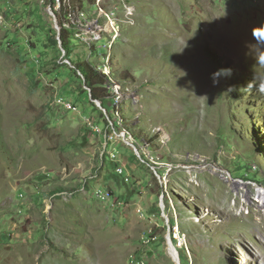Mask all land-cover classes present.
<instances>
[{
    "label": "rangeland",
    "instance_id": "1",
    "mask_svg": "<svg viewBox=\"0 0 264 264\" xmlns=\"http://www.w3.org/2000/svg\"><path fill=\"white\" fill-rule=\"evenodd\" d=\"M52 1L0 0V264H177L168 236L184 264H264V0H105L135 9L99 49L139 95L121 130L81 88L86 44L44 46Z\"/></svg>",
    "mask_w": 264,
    "mask_h": 264
},
{
    "label": "bare ground",
    "instance_id": "2",
    "mask_svg": "<svg viewBox=\"0 0 264 264\" xmlns=\"http://www.w3.org/2000/svg\"><path fill=\"white\" fill-rule=\"evenodd\" d=\"M104 1L105 0H53L50 6V10L53 16L56 17L55 13H57V16L60 17L59 20L56 17V24L58 29H60L58 23L62 22L63 27L74 32L73 36L76 39L89 46L90 51L87 56V60L89 62L92 61L91 59L93 57L96 58V56L98 57V60L100 59V65H96L95 63V68L103 73L106 77V88L112 94V100L116 107V117L119 120V124L123 125V118H121L120 110L123 100L125 99L126 95L130 96V92H133L132 94L135 97L132 98H134V100H137L139 95H137L138 92H134L135 90L131 91V89H127L125 86L123 87L121 82L116 79L115 73L113 69L111 70L109 64L112 56L110 55V53H107L105 54L103 60V57L99 54V49L101 48L103 43H105L104 41H106V45H104L105 48L110 50L111 46L113 47V45L119 40L121 25L123 23H134L135 9L129 3H125V6H123L124 8H122V17L120 18L117 14L118 10L114 9L115 18H113V11H111L110 8H104ZM94 6H96V9H93ZM116 27L118 29L117 32ZM122 135L135 149L140 158L141 156H144L146 162H148L147 158L150 160L151 157L152 162L155 164H159L160 166L161 164L168 166L171 165L169 164V162H158L159 157L155 158L152 155V150L149 147L148 141L137 140L135 136L128 130H123ZM171 249L173 255L176 258L179 257V252L176 247L174 248L171 246Z\"/></svg>",
    "mask_w": 264,
    "mask_h": 264
},
{
    "label": "trees",
    "instance_id": "3",
    "mask_svg": "<svg viewBox=\"0 0 264 264\" xmlns=\"http://www.w3.org/2000/svg\"><path fill=\"white\" fill-rule=\"evenodd\" d=\"M61 40H62V46L63 49L67 52L66 56L64 59H69L71 60V55H72V48H71V42L73 40V37L70 36V32L67 31V29H63L61 33ZM48 49L56 48L58 51H60V55H62V50H60V41L58 40V32L52 28L50 35L48 36L47 42L45 45ZM75 72L78 74L79 72H82L84 74V78L80 76L81 81H82V86L81 88L83 89V92L86 91L84 88L87 86L91 90L92 98L94 100H102L103 104L106 105V100H107V93L104 88L105 85V78L102 76L99 71L95 70V67H93L92 64H89L84 61H79L75 64ZM109 92V90H108ZM109 94H111L109 92ZM109 100H107L108 102ZM115 127L117 129H120V126L117 122ZM91 131L90 129H88ZM122 174L124 171L121 172ZM61 190V189H60ZM155 231V230H154ZM153 237H155L156 233H154ZM181 259H182V264H184V259L185 257L181 254Z\"/></svg>",
    "mask_w": 264,
    "mask_h": 264
},
{
    "label": "clouds",
    "instance_id": "4",
    "mask_svg": "<svg viewBox=\"0 0 264 264\" xmlns=\"http://www.w3.org/2000/svg\"><path fill=\"white\" fill-rule=\"evenodd\" d=\"M103 6H104V8H106V9H108L106 6H105V3L103 4ZM56 22V21H55ZM59 24V26H60V29H58L57 28V24H56V28H57V30H58V40L60 41V46L62 47V50H64L63 49V46H62V40H61V33H62V31H63V29H67V28H65V27H63V23L61 22V23H58ZM123 24H127V25H134L135 24V20H134V23L133 24H129V23H123ZM122 24V25H123ZM122 25H121V27H122ZM261 27H264V24H262V25H260ZM69 32H70V36H72L73 37V40L74 41H76V38L73 36L74 35V32L73 31H71L70 29H67ZM260 35H264V33H260ZM81 43V42H80ZM83 44V43H82ZM83 45H85V44H83ZM84 49H86V54H88V49H87V45H85V48ZM65 51V50H64ZM66 52V51H65ZM68 60V62H70V60L69 59H67ZM259 60H260V63H264V56H261L260 58H259ZM84 62H87V63H89V64H92L93 65V67H95V63H93V61H88L87 59H85L84 60ZM74 68H76V66H74ZM96 69V68H95ZM97 70V69H96ZM97 71H99V70H97ZM99 73L101 74V75H103L104 76V78H105V85H104V88H105V90H106V93H107V100H109V104L111 105V106H113V108H114V110H115V113H114V119H115V122H117L118 124H119V120H118V118L116 117V107H115V105H114V102H113V100H112V98H111V95L109 94V92H108V89L106 88V77H105V75L103 74V73H101L100 71H99ZM115 73V72H114ZM232 74H233V69L232 68H219V69H217L216 71H214V72H212V73H210V80H211V82H212V86L213 87H216V86H218L219 85V83H220V79L221 78H230L231 76H232ZM78 75L79 76H81V77H83L84 78V74L82 73V72H79L78 73ZM85 88H87V86H85ZM87 89H89V88H87ZM90 90V89H89ZM262 90H264V89H262ZM91 91V90H90ZM91 96H92V94H91ZM94 100V99H93ZM95 101V103L97 104V102L100 104H97L104 112H106V114L109 112L110 113V111L108 110V108L106 107V105H104L103 104V101L102 100H94ZM124 106V105H123ZM124 108H125V106H124ZM121 111H122V113H123V115H124V118L127 120V117H126V115L124 114V112H123V110L121 109ZM109 116H111L112 117V115L110 114ZM109 118V117H108ZM109 121H110V123H112V120L111 119H109ZM115 124V123H114ZM120 126V125H119ZM126 126H127V128L131 131V129H130V126L128 125V123L126 122ZM165 129V128H164ZM120 130H121V127H120ZM166 130V129H165ZM157 132V131H156ZM132 133V132H131ZM134 136H135V138L137 139V140H139V141H142L143 139H140V138H138L134 133H132ZM157 134H159V139L161 140V135L163 134L162 132H159V133H157ZM166 135H168V137L169 138H171L170 137V135H169V133L166 131ZM129 144V143H128ZM130 145V144H129ZM131 146V145H130ZM131 148L133 149V151L136 153V151H135V149L131 146ZM136 155L138 156V154L136 153ZM143 159H145V158H143ZM121 170V171H120ZM157 170V169H156ZM119 171L120 172H122V171H124L122 168L121 169H119Z\"/></svg>",
    "mask_w": 264,
    "mask_h": 264
},
{
    "label": "built area",
    "instance_id": "5",
    "mask_svg": "<svg viewBox=\"0 0 264 264\" xmlns=\"http://www.w3.org/2000/svg\"><path fill=\"white\" fill-rule=\"evenodd\" d=\"M51 7H49V9H50ZM111 11H113V18H115V14H114V7H112L111 8ZM118 31V29H117V27H116V32ZM116 34V33H115ZM114 34V35H115ZM113 35V36H114ZM104 45H106V42L105 43H103V47H104ZM103 60H104V57H103ZM111 95V98H112V94H110ZM121 171V170H120ZM97 194H99V195H101L102 196V200H111V194H110V192H105L104 190H101V189H97Z\"/></svg>",
    "mask_w": 264,
    "mask_h": 264
},
{
    "label": "water",
    "instance_id": "6",
    "mask_svg": "<svg viewBox=\"0 0 264 264\" xmlns=\"http://www.w3.org/2000/svg\"><path fill=\"white\" fill-rule=\"evenodd\" d=\"M97 104H99L98 102H97ZM100 105V104H99ZM167 239H168V244H169V251L171 252V254L173 255V253H172V249H171V246L172 247H174L175 248V246H174V244H173V242H172V240H171V236H168L167 237ZM173 257H174V259L176 260V262H177V264H181V258H179V257H175L174 255H173Z\"/></svg>",
    "mask_w": 264,
    "mask_h": 264
}]
</instances>
